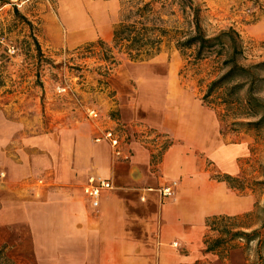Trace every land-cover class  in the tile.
<instances>
[{"label": "crops", "instance_id": "obj_1", "mask_svg": "<svg viewBox=\"0 0 264 264\" xmlns=\"http://www.w3.org/2000/svg\"><path fill=\"white\" fill-rule=\"evenodd\" d=\"M66 1L81 7L89 36L64 37ZM88 8L105 12L104 34ZM116 8V0H60L47 37L67 45L109 41ZM145 67L154 66L120 67L110 82L115 101L103 99L98 119L59 133L27 134L0 109V227L29 231L34 264L213 263L218 255L204 245L207 220L241 216L257 204L242 176L251 157L264 155L262 144L254 150L247 135L225 140L217 113L180 79L174 59L157 78L136 74ZM106 130L118 138L119 155L109 141H94ZM216 175L237 178L244 189ZM90 177L113 186L100 191L97 207L84 192ZM165 186L171 197L160 195Z\"/></svg>", "mask_w": 264, "mask_h": 264}, {"label": "rangeland", "instance_id": "obj_2", "mask_svg": "<svg viewBox=\"0 0 264 264\" xmlns=\"http://www.w3.org/2000/svg\"><path fill=\"white\" fill-rule=\"evenodd\" d=\"M140 1L145 3L151 0ZM59 2L0 0V109L5 110L9 118L20 119L27 134L59 133L77 126L83 119H88L87 108L103 113V99L115 101L116 92L111 89L110 82L123 66L153 65L140 70L137 68L136 74L146 77L151 72L157 78L165 75L167 61L174 59L180 79L188 82L201 100L210 81L218 75L219 59L214 55L195 59L194 48L184 51L175 48L176 40L182 37L180 34L193 30L192 9L188 5L177 0H161L152 5L153 17L164 21L163 26L169 33L163 38L158 55L134 62L113 49L111 38L106 41L99 37L93 42L67 45L55 43L47 37V22L58 18ZM116 2L115 24L131 6L122 0ZM192 2L199 9V23L207 36L229 28L239 34L246 48L245 59L240 60L242 64L248 65L264 58V0ZM70 5L81 9L78 4L66 1L64 10ZM14 6L27 21L14 14ZM87 11L104 34L105 26L101 23L105 12L99 8H88ZM33 36L38 40L40 51L35 49ZM105 49L111 50L115 64L107 57ZM58 87L65 88V91L59 93ZM260 96L264 98V93ZM203 106L215 111L218 119L222 120V108H212L205 103ZM115 115L113 112L111 118L117 119ZM232 122L230 118L220 122V132L225 140L237 141L247 135L253 141L254 150H261V144L264 150V130L246 131L238 126L233 127ZM263 172L264 155L253 156L245 173L247 175L242 176L256 194L260 208L264 207V186L257 182L262 179ZM2 173L0 183L4 180ZM227 228L243 233L257 230L258 236L250 242L245 237L226 242L219 251L222 258L218 255L213 263L203 264H264V211L254 206L250 214L219 219L212 229L209 228L208 236L225 238L222 230ZM0 252L2 264H34L31 236L24 227H0Z\"/></svg>", "mask_w": 264, "mask_h": 264}, {"label": "trees", "instance_id": "obj_3", "mask_svg": "<svg viewBox=\"0 0 264 264\" xmlns=\"http://www.w3.org/2000/svg\"><path fill=\"white\" fill-rule=\"evenodd\" d=\"M177 1L192 9L193 30H189L184 35L180 34L182 37L175 42L176 50L184 51L194 48L195 59L207 58L210 55L219 59L218 75L210 81L202 97L203 103L212 108H222L221 121L230 118L233 121V127L238 126L246 131L264 130V98L260 96L264 93V58L248 65L242 64L240 60L245 59L246 48L234 29L229 28L213 36H207L199 23V9L193 5L192 0ZM122 2L131 6L121 16L113 30L111 40L113 49L134 62L154 58L161 51L163 38L169 33L163 26L165 22L152 15L154 12L152 5L161 2V0H151L145 3L140 0H122ZM13 12L23 21H27L16 6L13 8ZM27 23L30 24V22ZM33 43L35 49L40 51V45L34 36ZM105 50L107 57L114 63L115 58L110 55L111 50ZM261 176L262 179L257 184L264 186V172ZM215 178L226 181L231 188L244 189L241 180L239 181L237 178L227 175H216ZM255 207L264 211V207L260 208L257 204ZM227 218L232 217L210 218L207 220V226L212 229L217 220ZM222 231L225 238H210L207 235L204 239L205 251L215 252L221 258L219 251L226 242L242 237L250 242L258 236L256 235L257 230L243 233L232 232L227 228ZM0 264H2L1 259Z\"/></svg>", "mask_w": 264, "mask_h": 264}, {"label": "built area", "instance_id": "obj_4", "mask_svg": "<svg viewBox=\"0 0 264 264\" xmlns=\"http://www.w3.org/2000/svg\"><path fill=\"white\" fill-rule=\"evenodd\" d=\"M57 91L59 93L64 92L65 88L58 87ZM86 114L88 118L93 120L99 118V112L94 108H87ZM101 140L109 141L110 145L115 148V153L119 155V151L116 148L119 144V141L118 138L114 135L113 131L106 130L100 137L94 139L95 142H99ZM88 183L89 185L85 188L84 192L93 199V206L97 207L100 191L103 189H112L113 186L110 181L101 177H90ZM159 193L162 197H171L173 195L172 186H165L163 188H160Z\"/></svg>", "mask_w": 264, "mask_h": 264}, {"label": "bare ground", "instance_id": "obj_5", "mask_svg": "<svg viewBox=\"0 0 264 264\" xmlns=\"http://www.w3.org/2000/svg\"><path fill=\"white\" fill-rule=\"evenodd\" d=\"M60 23L62 26L65 27V36L64 37L68 41H70V40L72 41V39H74L76 37L78 39L79 36H81V38H82V37H85L86 35H89V29L90 28L87 27L85 16L83 15V13L81 12V10L78 7H74L72 5L68 6L67 12L61 13ZM55 30H56V28H55ZM60 30H62V28Z\"/></svg>", "mask_w": 264, "mask_h": 264}]
</instances>
